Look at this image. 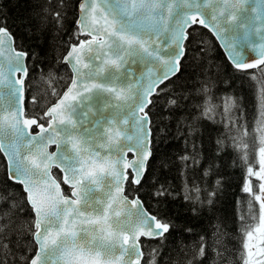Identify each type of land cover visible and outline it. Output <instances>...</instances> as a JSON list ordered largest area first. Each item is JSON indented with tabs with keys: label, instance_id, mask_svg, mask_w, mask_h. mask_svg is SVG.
<instances>
[{
	"label": "snow or ice",
	"instance_id": "obj_1",
	"mask_svg": "<svg viewBox=\"0 0 264 264\" xmlns=\"http://www.w3.org/2000/svg\"><path fill=\"white\" fill-rule=\"evenodd\" d=\"M244 3L246 0H205L201 6L196 0H191V3L180 0L179 5L175 0H168L167 3L165 0H113L111 3L109 0H77L75 22L78 30L74 31L75 38L70 36L62 57L65 66L72 68L74 76L67 91L52 106L35 115L24 113L25 88L32 79L29 64L35 66L34 53L25 46L23 39L12 32L7 14H0V57L5 61L0 64V87L7 88L16 100L13 109H5L0 115V130L11 128L19 141L8 147L0 144V153L6 158L3 173L6 179L0 188V264H141L144 258L141 237L161 243L168 240L173 228L171 220L147 211L140 196L152 171V162L156 159L152 110L168 87L165 81L171 83V77L178 71L182 72V61L188 59V53L202 51L199 45L206 43L203 34L199 38L195 35L201 28L207 29L220 41L225 59L241 77L251 75L249 69L264 66V45H261L260 57L250 62L243 51H237L235 38L224 35L226 29L223 25L236 22L235 13L242 10ZM177 7L192 11L178 13ZM203 9H210V18H205ZM252 11L258 13L257 8ZM56 16L63 19V13L58 12ZM25 27L36 32L41 31L43 26H33L29 22ZM254 31H264V25ZM162 40L166 42L164 46L161 45ZM130 61L151 64L147 83L140 84L134 93L120 90L114 83L88 82L89 78L101 76L109 68L120 73ZM132 74L133 70L129 68V79ZM161 84L164 87H159ZM132 87L129 84L130 90ZM93 90L107 93L120 101L116 105L108 104V107L126 108V112L116 123L109 121L112 126L103 129L100 140L90 150L89 142L73 135L69 127L77 129L70 114L76 110L78 103L87 98L85 94ZM167 102L179 106L176 98ZM84 115L87 116V113ZM129 124L132 135L127 131ZM261 124L259 131L264 133V121ZM192 131L194 129L190 128L189 133ZM260 142L259 169L247 167L242 191L253 196L259 204V226L255 227V231L264 236V134ZM50 146H54L52 151L48 150ZM129 153H132V158H129ZM199 155L198 152H186L179 157L182 162L179 169L181 176L184 169L190 167L189 161L191 164L200 163ZM53 167L63 173V183L68 185L70 196L62 194L60 184L51 178ZM208 171L205 170V175ZM102 176L110 178L105 193L107 200H96L95 204L101 206L97 208L87 194L93 191V186L99 190ZM253 176L259 181V193L253 191L249 179ZM151 187L150 198L157 204H165L175 196L170 182L156 180ZM209 195L214 197L215 192ZM185 199L189 197L185 196ZM114 202L125 207L130 204L135 212L128 213L126 220L117 219L115 223H109ZM208 203L212 204L214 200ZM101 210L102 216L99 214ZM21 213L35 221V230L32 231L35 251L30 257L25 256L23 250L17 251L15 231ZM121 214V211H115L117 218ZM83 222L115 229L120 234L117 240L122 239L120 256L113 257L106 246H90L87 240L81 243L77 225ZM80 231L95 239L94 229ZM252 238L250 227L246 231V241ZM199 239L198 247L194 245L197 251L193 256L198 252L201 257L198 264H203L208 257V248L205 237ZM115 243L111 247H115ZM261 243L264 244V240ZM243 247L249 249L250 245L244 242ZM259 251L264 253V248ZM125 256L128 259H124ZM251 257L252 252L249 251L244 264H264V261L254 262ZM144 264H149V261L144 260ZM152 264L158 262L153 261Z\"/></svg>",
	"mask_w": 264,
	"mask_h": 264
},
{
	"label": "trees",
	"instance_id": "obj_2",
	"mask_svg": "<svg viewBox=\"0 0 264 264\" xmlns=\"http://www.w3.org/2000/svg\"><path fill=\"white\" fill-rule=\"evenodd\" d=\"M76 3L77 0H0V14H7L12 32L34 53L35 66L29 64L32 79L25 88V115H35L52 105L71 81L62 57L70 36L78 30ZM58 12L63 13V19L56 16ZM29 22L42 25L43 35L26 29ZM201 34L206 41L199 45L202 51L188 53L179 78L166 83L163 98L152 110L156 159L140 196L147 211L170 219L173 228L164 243L142 240V264L144 260L149 264H198L201 257L193 253L201 236L208 248L203 264H244L247 249L243 243L249 242L246 231L251 227L254 235L259 226V204L242 191V185L248 166L259 169L260 137L264 134L259 131L264 121V66L241 77L232 70L213 36L203 28L195 35L199 38ZM171 98L178 100V107L168 104ZM190 128L194 129L191 133ZM186 152L200 153V163L189 161L190 167L181 176L179 157ZM4 163L0 154V188L6 179ZM53 175L61 183L56 169ZM249 179L253 191L259 193V181L254 176ZM156 180L172 184L175 196L165 204L150 198L151 185ZM61 185L63 193L69 195L68 187ZM209 200L214 203L209 204ZM34 230V219L21 213L15 238L17 251L23 250L25 256L34 255Z\"/></svg>",
	"mask_w": 264,
	"mask_h": 264
},
{
	"label": "water",
	"instance_id": "obj_3",
	"mask_svg": "<svg viewBox=\"0 0 264 264\" xmlns=\"http://www.w3.org/2000/svg\"><path fill=\"white\" fill-rule=\"evenodd\" d=\"M109 2L111 3L113 2V0H109ZM167 2L168 0H165V3ZM175 2L177 5L180 4V0H175ZM189 3H191V0H189ZM196 3L202 6L205 3V0H196ZM262 5H264V0H246V3L243 4L242 10L237 11L235 13L237 16L236 22L234 24H224L223 25V28L226 29L224 33L225 37L226 38L234 37L236 40L237 51H243L244 56L250 62L260 57L261 45H264V39H262V37H264V31L260 33H256L254 31L256 27H261L262 25H264V7H260ZM253 8H257L258 13L253 12L252 11ZM176 11L178 13H182L183 11H192V10L177 7ZM203 12H204L205 18H210V9H203ZM258 14L260 16L259 20H257ZM171 23L172 21H170V24ZM241 25H243V27H241ZM76 26L78 28L77 24ZM210 34L212 35V33ZM213 38L219 45L220 41H218L214 36ZM165 43L166 42L164 40L161 41L162 46H164ZM220 48L222 52L224 53V49L222 47ZM5 55H7V53H5ZM3 63H5V61L3 60L2 57H0V64H3ZM62 63L64 64L63 60H62ZM94 63H98V62H94ZM67 67L71 73V78H72L74 76L73 70L70 66H67ZM149 67H151V64H144L138 61L136 63H132L130 61V64L126 65L124 70H122L120 73H116L114 69L109 68L101 76H98V77L93 76L89 78L88 82L95 81L101 84H113L114 83L118 89L131 94V93H134L137 88H139L140 84L147 83ZM129 68L133 70L131 79H129L127 76V71ZM162 70L163 69H154V71H162ZM251 70H254V69H249L248 71H251ZM84 72L87 73V69H85ZM178 73L179 71L176 73L175 76L171 77V80L174 77H176ZM167 82L168 81H165V84ZM70 84H71V81L68 86H70ZM129 84H132L133 86L131 90L129 89ZM163 85L164 84H161L159 87H162ZM158 90L159 88L157 89V91ZM65 91H67V88L65 89ZM85 96L87 98L83 101V103H78L76 105V110L70 114L72 119L77 124V129L72 130L69 127V130L73 132V135L80 137L82 141H88L89 148L90 150H92V148H94L95 146V142L100 140L101 135L103 133V129L105 127L112 126L109 124V121H113V123H116V121H118L125 114L126 108L118 109L115 107H108V104L116 105L121 102L116 101L112 96H110L107 93L101 92V91L93 90L92 93H86ZM130 102L131 101H128V103ZM15 105H16V100L15 98L10 96L8 89L4 87H0V115L4 114L5 109H9V110L13 109ZM24 113H25V107H24ZM85 113H87V116L84 115ZM114 117H115V120H113ZM81 121H83V123H81ZM127 131L129 135L133 134V130L131 129L130 124L129 126H127ZM18 143L19 141L16 139V136L12 132L11 128L5 127L4 129L0 130V144H3L5 147H8L11 144H18ZM53 148L54 146H50L48 150L52 151ZM0 154L3 157L4 162H5L6 158L4 157V154L3 153H0ZM128 156L129 158H132V153H129ZM54 169H56L60 173L61 183L65 185L63 183V173L56 167H53L50 170L51 178L55 179L57 183L60 184L61 192L63 194L62 185L60 181L56 179L53 175ZM101 179H102V184L99 190H96L95 186H93V191L87 194V198L89 199V201L92 202L94 207H97V208H100L101 206L95 204L96 200H104L105 202L107 200L105 193L108 191L107 184L110 178L102 176ZM65 186L68 187V185H65ZM129 199L131 198L129 197ZM110 211L112 212V215L110 217L109 223H115L117 219L121 221L126 220L127 214L130 212L134 213L135 209L131 208L130 204L127 207H125L123 204H117L114 202L113 209H111ZM115 211H121L122 214L119 218L115 216ZM99 214L101 216L103 215L102 210L100 211ZM93 215H96V213H93ZM133 219H134V216H133ZM34 224H35V221H34ZM80 229H85V230L94 229L95 239H91L89 236H86L85 232L80 231ZM77 231L79 232L78 239H80L81 243L87 240L90 246H95V247L106 246L107 249H110V251L112 252L113 257L120 256V253H121L120 244L122 243V239L117 240V236H119L120 234L116 233L115 229L110 230L108 228L103 227L102 224L90 225L87 222H83L77 225ZM141 240H147V238L141 237ZM114 241L116 242L115 247H111ZM141 251H142V247H141ZM124 259H128V257L125 256ZM142 261H141V264H142Z\"/></svg>",
	"mask_w": 264,
	"mask_h": 264
},
{
	"label": "rangeland",
	"instance_id": "obj_4",
	"mask_svg": "<svg viewBox=\"0 0 264 264\" xmlns=\"http://www.w3.org/2000/svg\"><path fill=\"white\" fill-rule=\"evenodd\" d=\"M261 240H264V236H262L260 233L256 232L253 235V238L251 241H249V249H247V258H248V252L251 251L252 252V260L254 262H260L263 261V256L264 253H261L259 251L260 248H264L263 244L261 243ZM246 258V259H247Z\"/></svg>",
	"mask_w": 264,
	"mask_h": 264
}]
</instances>
